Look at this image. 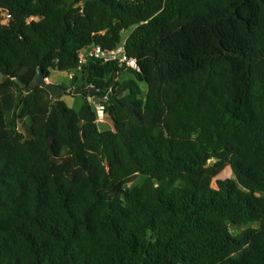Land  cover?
Listing matches in <instances>:
<instances>
[{"label":"trees","instance_id":"1","mask_svg":"<svg viewBox=\"0 0 264 264\" xmlns=\"http://www.w3.org/2000/svg\"><path fill=\"white\" fill-rule=\"evenodd\" d=\"M0 74V264H264V0H0Z\"/></svg>","mask_w":264,"mask_h":264},{"label":"built area","instance_id":"2","mask_svg":"<svg viewBox=\"0 0 264 264\" xmlns=\"http://www.w3.org/2000/svg\"><path fill=\"white\" fill-rule=\"evenodd\" d=\"M4 20L3 24H7L11 15L9 13L3 14ZM104 60L105 62H117L119 67H126L133 70H139L138 63L136 59L130 58L125 51V42L119 45V47L115 51L107 52L104 51L100 46H92L87 49L80 58V66L79 70L82 69L84 65L87 64L90 60ZM93 108L97 114V123H104L106 119L105 113V105L108 102V96L104 97V99H91Z\"/></svg>","mask_w":264,"mask_h":264},{"label":"rangeland","instance_id":"3","mask_svg":"<svg viewBox=\"0 0 264 264\" xmlns=\"http://www.w3.org/2000/svg\"><path fill=\"white\" fill-rule=\"evenodd\" d=\"M130 33H131V30H126V31H124L122 33L123 42L126 41V39L128 38V36L130 35ZM70 76L71 75L68 74V73H63V72H59V71H52L51 72V76L49 77V79L53 83L66 84L70 80ZM131 77L133 78V76L127 72V73H124L121 76V80L122 81L128 80ZM6 80L7 79L0 74V83L5 82ZM87 96L89 97V95L83 96V95H69V94H66V95H63L61 97V101L65 105H67L69 108L78 111L82 107V105L84 103V100H85V97H87ZM90 98L91 97H89V99ZM105 122L107 124H110V121H109L108 118L105 119ZM19 129L21 131L25 132L26 134H28L27 133V128L24 127L23 124L19 126ZM101 129L102 130H105L106 129V126L101 124ZM232 176H233V172H232L231 168L230 167H227L218 177H216L214 179L212 186L214 188H217V185H216L217 180L229 179ZM231 228H232V231H234V232L243 231L245 229L244 227L239 228V227H235V226H232Z\"/></svg>","mask_w":264,"mask_h":264},{"label":"water","instance_id":"4","mask_svg":"<svg viewBox=\"0 0 264 264\" xmlns=\"http://www.w3.org/2000/svg\"><path fill=\"white\" fill-rule=\"evenodd\" d=\"M117 78V77H116ZM40 87L45 90H47L55 103L59 102L61 100V97L63 95H66L69 93L68 88L63 87L62 85L53 83L50 81L49 76L45 74L43 69L39 68L37 70L36 76L34 79L28 84V86L25 88L23 97L31 93L35 88ZM103 90L101 89H94V88H85V89H80V90H74L73 95H93L95 93H101ZM108 99H109V104L116 103V99L114 98L112 93H108ZM107 163V161H106ZM215 161L210 163V166H213Z\"/></svg>","mask_w":264,"mask_h":264},{"label":"crops","instance_id":"5","mask_svg":"<svg viewBox=\"0 0 264 264\" xmlns=\"http://www.w3.org/2000/svg\"><path fill=\"white\" fill-rule=\"evenodd\" d=\"M71 77H72V76H70V80H71ZM117 78H118V77H117ZM131 78H132V77H131ZM70 80H69L66 84H68V83L70 82ZM56 84L62 85V84H60V83H56ZM101 124L106 126V129H105V130H109V129L111 128V127H110V124H107L106 122H104V123H100V124H98L100 130H102V129H101ZM103 131H104V130H103Z\"/></svg>","mask_w":264,"mask_h":264}]
</instances>
